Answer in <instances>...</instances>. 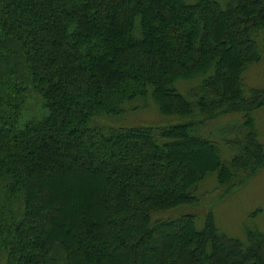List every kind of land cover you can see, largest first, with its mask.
Returning <instances> with one entry per match:
<instances>
[{
  "label": "trees",
  "instance_id": "trees-1",
  "mask_svg": "<svg viewBox=\"0 0 264 264\" xmlns=\"http://www.w3.org/2000/svg\"><path fill=\"white\" fill-rule=\"evenodd\" d=\"M263 29L264 0H0V264H264V230L178 212L264 168Z\"/></svg>",
  "mask_w": 264,
  "mask_h": 264
},
{
  "label": "rangeland",
  "instance_id": "rangeland-1",
  "mask_svg": "<svg viewBox=\"0 0 264 264\" xmlns=\"http://www.w3.org/2000/svg\"><path fill=\"white\" fill-rule=\"evenodd\" d=\"M258 44L262 51V60L243 74L246 90L264 89V29L260 33ZM142 113L131 116L134 123H164L153 109ZM228 119L229 121L225 119L221 126L231 122V118ZM255 122L258 139L264 143V107L256 111ZM218 123L217 121V125H220ZM213 187L215 188L213 178H209L202 191H210ZM212 192L201 200L196 209H181L178 212L197 213L210 209L222 230L237 237H241L244 225L264 230V168L257 171L245 184L233 188H217Z\"/></svg>",
  "mask_w": 264,
  "mask_h": 264
}]
</instances>
